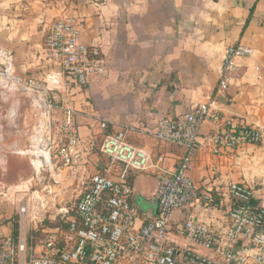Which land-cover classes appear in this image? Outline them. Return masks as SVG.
<instances>
[{
    "label": "crops",
    "instance_id": "1",
    "mask_svg": "<svg viewBox=\"0 0 264 264\" xmlns=\"http://www.w3.org/2000/svg\"><path fill=\"white\" fill-rule=\"evenodd\" d=\"M59 18L79 22L81 41L99 47L105 70L92 76L84 88L74 87L69 96L84 142L74 165L62 166L60 174L37 172L31 158L20 154L8 155L0 165V182L8 189L0 199V243L7 236L16 240L24 234L25 264H30L44 233L62 224L63 212L68 211L69 219L74 216L73 208L90 176L108 166V158L100 152L105 134L127 130L132 144L153 158L163 157V166L171 169L183 150L159 142L148 132L166 114H184L212 99L226 117L264 134V0H0V49L11 55L16 76L46 80L55 70L46 40ZM239 43L253 53L238 60L229 88L216 94L225 51ZM7 96L9 107L21 109L19 128L30 134L35 118L28 103L17 93ZM2 115L0 111L1 119ZM102 122L107 124L105 130ZM215 127L212 121L204 124L191 172L198 198L175 212L169 234L174 246L203 256L215 253L190 241L182 227L190 219L223 227L232 205L231 182L252 186L253 203L264 207V137L259 144L215 155L208 141ZM20 161L27 162L35 175L7 176L8 169ZM130 182L134 204L144 214L156 212L157 175L133 173ZM208 194L212 203L206 201ZM31 195L40 196L43 207L24 216L20 207ZM140 198L146 206L138 203ZM59 199H75V203L57 207Z\"/></svg>",
    "mask_w": 264,
    "mask_h": 264
},
{
    "label": "built area",
    "instance_id": "2",
    "mask_svg": "<svg viewBox=\"0 0 264 264\" xmlns=\"http://www.w3.org/2000/svg\"><path fill=\"white\" fill-rule=\"evenodd\" d=\"M80 37V24L74 18L52 23L46 51L55 70L46 80L16 76L11 55L0 49V165L8 155L20 154L31 158L37 172L60 174L62 166L74 165L78 159L84 142L69 96L74 87L84 88L92 76L105 70L99 47L83 43ZM252 53V48L241 43L226 49L216 94L227 91L238 60ZM8 93H17L31 108L35 125L30 134L18 126L21 109L4 106ZM214 105L210 99L184 114H166L148 130L159 142L183 150L174 169L163 166V157L153 158L132 144L127 130L105 134L100 152L108 158V166L90 176L73 208L74 216L69 219L65 217L68 211L63 212L62 224L38 240L30 264H264V207L253 203L255 190L244 182L228 186L232 205L223 227L195 219L182 227L190 241L213 251L214 256L179 248L169 238L175 212L198 198L191 172L204 124L216 123L208 135L215 155L263 141L259 128L226 117ZM101 128H107L106 122ZM140 172H153L159 178L154 215L144 214L133 202L135 189L130 176ZM7 195V187L0 182V199ZM206 201L212 203L213 196L208 194ZM42 202L40 196L31 195L27 202L22 201L20 211L25 216L43 207ZM27 252L24 234L18 242L7 236L0 243V264H25Z\"/></svg>",
    "mask_w": 264,
    "mask_h": 264
},
{
    "label": "rangeland",
    "instance_id": "3",
    "mask_svg": "<svg viewBox=\"0 0 264 264\" xmlns=\"http://www.w3.org/2000/svg\"><path fill=\"white\" fill-rule=\"evenodd\" d=\"M4 106L8 107V103H5ZM11 155H13V154H11ZM11 168L8 169L7 176L11 175L13 177L15 175H21V176H24V175H26V176L27 175H30V176L35 175V173H33L31 171L30 166L27 164V162L26 163L25 162L21 163V161H20L19 163H14V167L12 166ZM74 203H75V199H59L58 203H56V206L60 207L61 205H69V204L72 206ZM138 203L142 204V205L144 204L146 206V203H145L143 198L142 199L140 198L138 200ZM143 210H145V209L143 208ZM19 238L17 237L16 242L19 241ZM26 256H25V259H26Z\"/></svg>",
    "mask_w": 264,
    "mask_h": 264
},
{
    "label": "water",
    "instance_id": "4",
    "mask_svg": "<svg viewBox=\"0 0 264 264\" xmlns=\"http://www.w3.org/2000/svg\"><path fill=\"white\" fill-rule=\"evenodd\" d=\"M155 214V212L154 213H152V214H150V215H154Z\"/></svg>",
    "mask_w": 264,
    "mask_h": 264
},
{
    "label": "trees",
    "instance_id": "5",
    "mask_svg": "<svg viewBox=\"0 0 264 264\" xmlns=\"http://www.w3.org/2000/svg\"><path fill=\"white\" fill-rule=\"evenodd\" d=\"M36 237H37V235H35ZM35 240L37 239V238H34Z\"/></svg>",
    "mask_w": 264,
    "mask_h": 264
}]
</instances>
